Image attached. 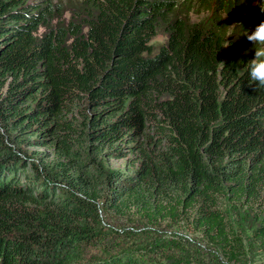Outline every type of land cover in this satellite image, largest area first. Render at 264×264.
Wrapping results in <instances>:
<instances>
[{"label": "trees", "instance_id": "16d2710c", "mask_svg": "<svg viewBox=\"0 0 264 264\" xmlns=\"http://www.w3.org/2000/svg\"><path fill=\"white\" fill-rule=\"evenodd\" d=\"M198 1L193 21L178 0H0V264H204L168 255L163 224L221 264L247 232L264 251V88L242 36L264 13Z\"/></svg>", "mask_w": 264, "mask_h": 264}, {"label": "rangeland", "instance_id": "374dc122", "mask_svg": "<svg viewBox=\"0 0 264 264\" xmlns=\"http://www.w3.org/2000/svg\"><path fill=\"white\" fill-rule=\"evenodd\" d=\"M188 1L189 0H185V1L178 0V4L180 6L181 5L182 6L185 5L186 7L188 6L187 9L191 8L190 18L193 21H195L196 19L200 17H206L209 15V12L201 6L198 0H193L192 4H190V2ZM251 12L252 11L244 14L243 17L250 15ZM28 151L29 152H33V151L47 152L43 148H33V147H30ZM125 163H126V160L111 161V164L114 167H123L125 166ZM112 226L115 228V230H119V232L122 234L120 236V242H121V239L124 237L123 233L127 229H121L122 224L120 223H113ZM125 226H123L122 228H124ZM126 228H130V227L127 226ZM158 229H157L158 231L156 233H153L152 236L157 235L158 237L157 243L160 246L163 245L166 247V249L170 250L166 252L168 255H178L179 248L183 246V244H186L184 249L185 250H189V249L193 250V248L196 249V251L200 255H198L196 251H195V255L197 256L198 259H201L204 262V264H221V262L224 261L221 258V255L219 252L212 249V247L207 246L206 243L201 239L199 234L189 233L187 231L188 227L185 225L183 227H179V226L177 227V226H174L173 224H163ZM129 231H132V230H129ZM133 231L135 232L138 231L140 235H142L149 230H146L144 233L141 232L143 231V229H135ZM245 236H246L245 246L247 249V253L239 264H264V251L260 249V247L253 242L252 232H247ZM109 240L110 238H108L107 240H103L102 242L108 243ZM184 241H187V243H184ZM159 245L157 247V250L160 247ZM152 249H156V247H153ZM152 257L155 259L156 255ZM198 259L196 260L198 261ZM186 262L187 264H191V260H186ZM193 262H195V260Z\"/></svg>", "mask_w": 264, "mask_h": 264}, {"label": "clouds", "instance_id": "9594fccd", "mask_svg": "<svg viewBox=\"0 0 264 264\" xmlns=\"http://www.w3.org/2000/svg\"><path fill=\"white\" fill-rule=\"evenodd\" d=\"M252 2L261 13H264V0H252ZM237 25L243 26L242 24L234 23L228 27L235 28ZM244 29L245 31L242 36H245L252 44V51H254V58L247 61L245 69L249 79L254 82L258 88H264V20L251 28L244 27ZM229 35L231 36V33ZM165 43L166 37L159 33L145 40L146 47L152 50V56L158 55L159 49Z\"/></svg>", "mask_w": 264, "mask_h": 264}]
</instances>
